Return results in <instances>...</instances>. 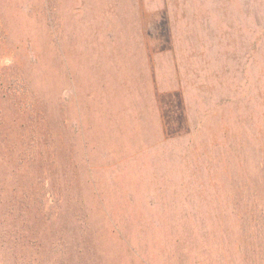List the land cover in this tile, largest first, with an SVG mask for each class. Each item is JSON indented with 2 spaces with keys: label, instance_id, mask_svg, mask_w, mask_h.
<instances>
[{
  "label": "rangeland",
  "instance_id": "obj_1",
  "mask_svg": "<svg viewBox=\"0 0 264 264\" xmlns=\"http://www.w3.org/2000/svg\"><path fill=\"white\" fill-rule=\"evenodd\" d=\"M4 2L0 264H264V0Z\"/></svg>",
  "mask_w": 264,
  "mask_h": 264
},
{
  "label": "crops",
  "instance_id": "obj_2",
  "mask_svg": "<svg viewBox=\"0 0 264 264\" xmlns=\"http://www.w3.org/2000/svg\"><path fill=\"white\" fill-rule=\"evenodd\" d=\"M20 1L23 2V5L20 7ZM21 2V3H22ZM47 0H18V2H13V3H10L8 0H6V2H4V5L7 4V8H6V17L7 18H10V16L12 18L14 17H21V16H26L28 17L29 15H36V16H40V19L38 20V22H41L43 24H45L46 21H48V16H47V8H45V4H46ZM10 4H14L13 7H11ZM32 4V5H30ZM103 4V5H102ZM102 6L99 7V3L97 4L96 8L94 6V10H93V14L96 16L94 17V19H97L99 21V16L101 14L102 17H104V3H101ZM9 7H11L12 9H16V11H14L12 14H10V10H9ZM28 6L31 8H35V12L33 13L32 11H29L28 10ZM24 9H20V8H23ZM47 19V20H46ZM103 19V18H101ZM29 22V21H27ZM104 22V21H103ZM112 77L111 76H107V74H103L102 75V80H103V83L101 85V90H102V97L104 98V100L102 101L103 103L99 106V103L96 107V110H93V112L99 114V112H102L104 113L105 115H114L116 113H119V109H118V105L117 107L114 109V105L112 107V105L109 104V102L116 96L117 94V88L114 87L115 91L112 90V88L109 87V80H111ZM71 90H70V94L71 95H76V91L74 88L70 87ZM77 89V88H76ZM83 96L86 97V94H84ZM83 98L82 100L80 98L77 99L76 97V105H77V108H80V112L78 111H75L76 113H82L83 115L81 116V119H86L88 118V116H85V114H87L89 112V110H92L90 109L89 107H87V105L83 102ZM72 104H74V102H70ZM69 103V104H70ZM70 108V107H67V109ZM70 110V109H69ZM68 112V110H67ZM110 117H114L116 118L115 116H109L108 118ZM93 118V117H92Z\"/></svg>",
  "mask_w": 264,
  "mask_h": 264
},
{
  "label": "trees",
  "instance_id": "obj_3",
  "mask_svg": "<svg viewBox=\"0 0 264 264\" xmlns=\"http://www.w3.org/2000/svg\"><path fill=\"white\" fill-rule=\"evenodd\" d=\"M183 18H184V16H182V18H180V19L183 20ZM166 29H167V27H166ZM251 198H252L253 201H256L255 198H253V197H251ZM240 219H241V218H240Z\"/></svg>",
  "mask_w": 264,
  "mask_h": 264
}]
</instances>
